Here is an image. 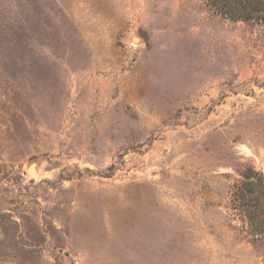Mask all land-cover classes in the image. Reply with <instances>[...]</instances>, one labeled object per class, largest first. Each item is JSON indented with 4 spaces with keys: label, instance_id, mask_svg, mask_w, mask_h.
I'll list each match as a JSON object with an SVG mask.
<instances>
[{
    "label": "rangeland",
    "instance_id": "rangeland-1",
    "mask_svg": "<svg viewBox=\"0 0 264 264\" xmlns=\"http://www.w3.org/2000/svg\"><path fill=\"white\" fill-rule=\"evenodd\" d=\"M209 0H0V264H264V20Z\"/></svg>",
    "mask_w": 264,
    "mask_h": 264
},
{
    "label": "trees",
    "instance_id": "trees-1",
    "mask_svg": "<svg viewBox=\"0 0 264 264\" xmlns=\"http://www.w3.org/2000/svg\"><path fill=\"white\" fill-rule=\"evenodd\" d=\"M213 6L230 18L251 19L255 14L264 20V0H209Z\"/></svg>",
    "mask_w": 264,
    "mask_h": 264
}]
</instances>
